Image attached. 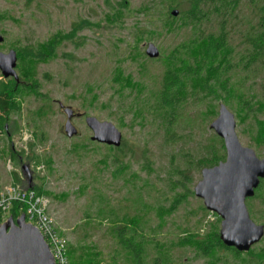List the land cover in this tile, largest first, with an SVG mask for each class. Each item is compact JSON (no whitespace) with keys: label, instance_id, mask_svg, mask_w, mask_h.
Wrapping results in <instances>:
<instances>
[{"label":"rangeland","instance_id":"374dc122","mask_svg":"<svg viewBox=\"0 0 264 264\" xmlns=\"http://www.w3.org/2000/svg\"><path fill=\"white\" fill-rule=\"evenodd\" d=\"M249 1L241 4L236 30L256 20ZM171 3L0 0V51L19 54V81L0 71V82L13 85L19 104L6 132L0 131V190L42 189L73 264H136L133 251L117 241L125 223L137 227L134 243L143 264H249L254 256L264 264V236L242 255L222 249L204 254L199 242L220 234L221 217L194 191L206 160L226 156L210 126L222 103L235 114L241 143L264 157V88L258 78L243 83L246 73L237 71L230 93L215 82L210 93L205 83L215 74L203 71L188 82L174 113L162 107L172 55L197 31L182 15H171ZM217 18L212 14L203 23L207 34L218 29ZM234 34L231 43L238 45L242 34ZM149 43L159 57L146 54ZM61 104L76 113L72 137ZM87 116L113 122L123 133L122 150L93 141ZM246 204L264 225L263 198L254 195Z\"/></svg>","mask_w":264,"mask_h":264},{"label":"trees","instance_id":"16d2710c","mask_svg":"<svg viewBox=\"0 0 264 264\" xmlns=\"http://www.w3.org/2000/svg\"><path fill=\"white\" fill-rule=\"evenodd\" d=\"M183 1L184 0H171L172 3L170 8L178 9L180 11L179 15H182L181 17L183 20L194 23V28L197 29V31L193 38L179 45L180 48H177L176 52L172 55L171 68H169L165 74L164 86L160 96L162 107L174 113L180 95L186 90L188 82L192 77L200 75L203 71H207L211 73V75L212 73L213 75L215 74V77L211 76L214 78L213 82L209 80L205 83V89L210 93H212V88L215 86L212 84L214 82L218 84L219 89L227 92V94L230 93L231 89H233L231 87L232 76L237 71L241 72V76L244 75V72L246 73L243 83H247L250 78L255 82L256 78H258L259 87L264 88V0L249 1V3L255 5L256 20L255 22L250 21L248 27L242 30H236L232 26H236L237 24L240 25L241 19H239V15L242 10L241 4L245 0H185L187 2L185 4L187 5V9L183 8ZM212 14L218 17L217 22L219 27L216 31L208 32L207 34L202 27L204 26L203 23L210 20ZM232 20L234 22L231 23ZM234 32L242 34L241 42L238 45L231 43L235 35ZM237 48L240 49L237 50ZM54 52L55 45H50L48 53L53 55ZM178 65L181 66L177 67ZM13 79L19 81V79ZM254 94L255 93L251 94L249 97H251V99L256 97ZM16 96L17 91L12 84L0 82V131L6 132L5 128L10 114L19 111V104L16 101ZM262 102L264 105V99ZM260 109L263 110L264 108ZM110 147L116 152L122 150V144L119 147ZM222 148L224 149L223 143ZM10 156L15 158L13 151L10 152ZM225 157V154L221 156L213 155L210 160H206L203 167L214 166L220 161H223ZM263 182L264 179L261 180L255 195L264 200V187L261 193L258 192L259 188L262 185L264 186ZM28 188L35 190L38 195L44 196L42 189L32 186ZM203 208L205 210V207ZM24 211L25 207L23 202L15 200L12 202L9 215L18 218ZM214 215L218 217L216 213ZM4 218L5 213L0 206V223L3 222ZM219 220L218 217V221ZM136 228V226H131L130 228V226L125 223L123 227L118 229L117 241L125 248H130V250L133 251L136 264H143L142 251L134 243ZM186 238H183V240L189 242V238ZM199 244L206 255H209L214 249L232 250L237 255L243 254L234 247L226 246L220 239L219 233H217L214 238L207 240L205 244H201L200 242ZM247 254V257L251 256L249 252ZM68 255L70 258L69 250ZM70 261L71 264H73L71 258ZM247 262L249 264H260L262 259L254 256L249 260L247 259Z\"/></svg>","mask_w":264,"mask_h":264},{"label":"water","instance_id":"95a60500","mask_svg":"<svg viewBox=\"0 0 264 264\" xmlns=\"http://www.w3.org/2000/svg\"><path fill=\"white\" fill-rule=\"evenodd\" d=\"M179 13L178 9L171 10L172 16L176 17ZM4 39L0 32V43ZM146 54L157 58L160 52L155 44L149 43ZM17 64L15 49L0 51V71L5 78L19 79ZM64 112L67 115L65 131L72 137L78 133L72 122L75 112L71 107H64ZM86 124L93 131V141L121 146L123 133L113 122L87 116ZM210 126L224 141L226 159L203 168L202 179L194 191L209 211L221 217L222 242L246 252L264 236V225L251 218L246 204L264 179V157H258L253 148L241 143L236 132L235 114L224 103L220 104L219 114ZM23 169L29 170L28 166H23ZM0 264H55L49 245L39 229L26 222L25 214L18 218L9 216L0 224Z\"/></svg>","mask_w":264,"mask_h":264},{"label":"built area","instance_id":"2783aa9c","mask_svg":"<svg viewBox=\"0 0 264 264\" xmlns=\"http://www.w3.org/2000/svg\"><path fill=\"white\" fill-rule=\"evenodd\" d=\"M15 200L23 202L25 211L22 214H25L26 222L39 229L50 247L55 264H71L67 240L60 234L48 212L49 201L28 187L8 186L0 192V206L5 213L3 222L10 216L9 211Z\"/></svg>","mask_w":264,"mask_h":264},{"label":"flooded vegetation","instance_id":"af4514ba","mask_svg":"<svg viewBox=\"0 0 264 264\" xmlns=\"http://www.w3.org/2000/svg\"><path fill=\"white\" fill-rule=\"evenodd\" d=\"M61 107L63 108L64 106L61 104ZM74 112H75V111H74ZM75 115H76V113H75ZM75 115H74V116H75ZM74 116H73V117H74Z\"/></svg>","mask_w":264,"mask_h":264}]
</instances>
